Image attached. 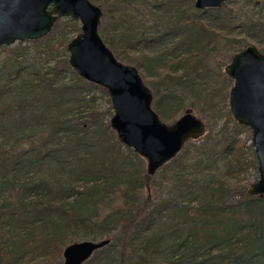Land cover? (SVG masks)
Returning a JSON list of instances; mask_svg holds the SVG:
<instances>
[{
    "label": "trees",
    "instance_id": "obj_1",
    "mask_svg": "<svg viewBox=\"0 0 264 264\" xmlns=\"http://www.w3.org/2000/svg\"><path fill=\"white\" fill-rule=\"evenodd\" d=\"M89 1L102 12L100 38L117 61L138 70L161 121L169 123L193 107L208 120L223 116L225 121L215 134L205 128L198 145L185 142L164 164L185 193L159 202L144 216L152 205L149 196L131 205L139 188L153 185L150 176L130 148L124 146L122 155L104 111L88 94L107 96L106 91L79 78L67 58L45 69L27 58L65 49L68 34L78 33L77 21H55L44 38L26 41L28 49L2 47L0 264H47L67 243L96 238L104 227L116 229L119 241L106 238L87 264H112L127 245L143 247L141 239L162 255L161 264H264V195H247L242 183L256 161L250 142L238 138L248 128L232 121L226 108L231 80L223 68L229 60L221 66L205 63L219 37L239 32L264 46V0H243L258 18L239 25L230 24L227 2L196 10L194 0ZM231 40H225L226 47L239 51L242 42ZM179 91L195 102L186 105ZM105 113L110 117L111 109ZM76 180L82 182L79 188ZM203 187L219 190L222 199L208 203L204 212L192 211L187 202ZM116 191L121 203L132 207L128 216L108 204ZM101 209L106 210L98 218ZM165 211L172 224L162 231L164 222L155 216ZM138 231L150 233L133 242L129 234Z\"/></svg>",
    "mask_w": 264,
    "mask_h": 264
},
{
    "label": "water",
    "instance_id": "obj_2",
    "mask_svg": "<svg viewBox=\"0 0 264 264\" xmlns=\"http://www.w3.org/2000/svg\"><path fill=\"white\" fill-rule=\"evenodd\" d=\"M226 0H194L197 10L218 8ZM101 9L89 0H0V47L38 41L55 21L72 19L76 33L65 45L67 64L86 82L103 88L108 96L110 129L121 145L145 160L151 176L171 160L188 140L200 138L203 120L185 110L173 121L160 120L151 107L152 94L138 70L117 61L98 34ZM231 80L227 105L232 119L250 131L257 178L246 186L249 196L264 195V55L248 45L234 53L223 68ZM108 239L81 240L61 249L62 264H81Z\"/></svg>",
    "mask_w": 264,
    "mask_h": 264
},
{
    "label": "rangeland",
    "instance_id": "obj_3",
    "mask_svg": "<svg viewBox=\"0 0 264 264\" xmlns=\"http://www.w3.org/2000/svg\"><path fill=\"white\" fill-rule=\"evenodd\" d=\"M257 1L261 2V0H257ZM226 5H227V13L229 14L231 25H239L243 22L254 21L255 18H258V16L252 12L253 7L251 6V8H250V5L248 7H245L243 0H228ZM102 22H104V20ZM68 36L71 38L74 36V34L70 33V34H68ZM245 36H246L245 34L238 32V33H233V34L228 35L227 38H224V37L220 38L219 37L215 41L214 51L212 53H210L205 58V63H207L208 65H214L216 63H219L220 64L219 66L223 65L224 63H227V61L229 60V57L232 54H234L235 52H237V51L232 52L233 49L230 50V48L228 46L226 47L225 40H228V39H234L231 41H241L243 47L246 45H254L258 50L263 49V44H260L257 41V39H255L253 37L246 38ZM17 45H19L21 48L26 47V49H28V47H29L25 41L22 43L16 42L10 46H7V48L11 49V48L16 47ZM54 46H55V43H54ZM242 46L240 47V49L242 48ZM1 48L2 47H0V49ZM234 49H235V47H234ZM240 49L237 47L235 50H240ZM4 57H5V52L0 51V63L4 61ZM27 58L29 59V61L33 60L34 63H38V66L40 68L45 69V68H48L49 66H51L53 64H57V62L59 60H61L62 58H67V53L65 52V49L56 48V50L54 52H52L51 55H39L38 57L35 56L34 58H32V56H28ZM162 67H164V66H162ZM180 93L182 94V96H185L184 98H185V104L186 105H188L190 102H195L194 97L191 96L186 91L180 92ZM88 94L91 96L93 95V100H94V104L96 106V109L99 111H104L103 120L104 119L108 120L109 116L105 113L106 109H108V107L110 108L108 96H105L101 92H94V91L89 92ZM226 108L228 109L227 102H226ZM191 109H192L194 114H196L198 117H200L205 122V128H206V132L208 134L217 133L220 126L225 121V117L220 116L219 118L216 119L215 122H213V120H211V119L208 120L205 116H203V115L201 116V114L198 112V109H196L195 107H193ZM111 113H112V111H111ZM230 118L233 121L232 117H230ZM202 136L198 140H194L193 142H189L188 144H192L194 146L198 145V143L202 139ZM238 138L245 140L246 144L249 143L250 142V131H249V129H248V131H246L245 129L241 130ZM247 139H249V140L247 141ZM120 150L123 152L122 155H124L125 149H124L123 145H120ZM193 156H194V150L192 151V148H191V150H189L190 159H193ZM140 159H141L140 160L141 168L144 171L145 170V160L143 158H140ZM167 165H163L162 169H157L155 171V173L150 176V184H153V185H151L147 188L141 187L135 193L136 201H134L131 206H136L137 203L141 202L145 196H149L152 200V205H150L151 207L146 211L144 216H146L147 213L149 214V211L151 209H154L159 202L165 201L167 199L173 200L174 196L179 195L181 193H185V191L183 189H181V190L178 189L179 185L176 183V178L173 175H169L168 170H167ZM219 165H221V163H219ZM190 172H192V171H190ZM186 178L192 179V177H190L189 175H187ZM256 178H257L256 169H252V168L248 169L244 173V176H243V182L242 183H243L244 187H246L249 183L256 180ZM74 184H75V186H77L76 188H79L81 186L82 182L80 180H76L74 182ZM220 194L221 193L219 192V190H217L215 188L210 189L208 187H203L199 191V193H197V196L194 194V198L196 196V200H193L192 202H187V205L192 208L191 209L192 211L196 210L197 212H204L206 209L210 208L208 203L215 204L222 199V198H220ZM119 195H120L119 192H117V191L114 192V194L112 196H110V198L108 199V204L111 205V209H114L117 207L121 208L125 212L124 216H128L133 211L132 207L123 205V203H121ZM131 197H132V195L126 199L127 200L126 202H128L131 199ZM181 199H183V198H181ZM181 199L175 200V201H177L181 205H183L184 201ZM227 199H228V195L225 198V200H227ZM105 210L106 209L99 210L98 218H101V215L104 214ZM108 211H109V209H108ZM159 220L161 222H164L162 224V226H160L162 228V231H164V228L167 227L169 224H172V219H171V216H169L168 211L158 213L155 216V221L158 222ZM101 231L103 233L101 232V235H99L97 233L95 235V236H97L96 238H81V239H78L76 241H81V240H92V241H94V240H99V239H103V238H109V240L112 242L118 240V233H117L116 229H111L108 231L106 229V227H104ZM149 233H150V231H147L146 233H144V235H142L138 231L136 233L131 232L129 235H130V237H135V239H133V242L135 240H139V243H140V239L144 238V236H146V235H149ZM138 235H140V236H138ZM69 243H71V242H69ZM141 244H143L144 246L143 247L142 246L134 247L135 245L133 243L131 246L127 245L125 247V249L121 252V254L120 253L114 254V261L112 264H161L160 261L162 259L161 258L162 255L157 254L156 251L153 250V248L150 245L146 244V242L143 239H141ZM91 257L92 256H90L87 260H85L81 264H87V261L90 260ZM141 258H143V259H141ZM120 259L123 262H119ZM47 264H62L61 251H60V254L58 257L48 261Z\"/></svg>",
    "mask_w": 264,
    "mask_h": 264
},
{
    "label": "flooded vegetation",
    "instance_id": "obj_4",
    "mask_svg": "<svg viewBox=\"0 0 264 264\" xmlns=\"http://www.w3.org/2000/svg\"><path fill=\"white\" fill-rule=\"evenodd\" d=\"M228 0H226V1H224L223 3H221L220 4V6L218 7V8H214V9H219V8H221V6L222 5H224L226 2H227ZM205 9H209V8H205ZM197 10V9H196ZM201 10H204V9H201ZM248 45H246V46H244V47H242L239 51H237V52H240L241 50H243L244 48H246ZM254 46V45H253ZM255 47V46H254ZM256 48V47H255ZM256 50H257V52L259 53V54H261V55H264V46H263V49L262 50H258L257 48H256ZM237 52H235V53H237ZM233 55V54H232ZM231 55V56H232ZM230 56V57H231ZM230 60V59H229ZM225 74V73H224ZM226 75V74H225ZM227 76V75H226Z\"/></svg>",
    "mask_w": 264,
    "mask_h": 264
}]
</instances>
